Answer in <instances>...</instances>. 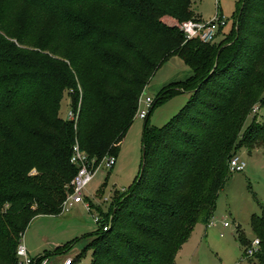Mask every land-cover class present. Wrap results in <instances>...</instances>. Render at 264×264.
<instances>
[{
    "label": "trees",
    "instance_id": "obj_1",
    "mask_svg": "<svg viewBox=\"0 0 264 264\" xmlns=\"http://www.w3.org/2000/svg\"><path fill=\"white\" fill-rule=\"evenodd\" d=\"M25 4L36 13L12 30ZM239 9L236 39L225 44L231 35L213 43L187 41L179 27L162 20L199 18L193 0L0 4V113L14 118L1 125L0 140L20 150L0 178V264L17 263L18 241L33 218L59 214L77 171L70 163L73 144L97 163L117 158L137 118L138 98L162 61L178 54L193 75L167 86L150 113L174 93L190 91L191 98L164 126L145 121L141 172L115 202L111 227L103 229V218L91 234L95 240L81 251H93L92 264H175L195 226L211 221L233 173L231 158L244 147L264 146L263 123L255 120L243 131L264 100V0H241ZM44 22L52 24L49 34L33 37L31 29ZM34 42L40 51L17 46ZM65 90L70 103L62 118ZM70 110L78 115L75 123ZM33 167L36 176L29 174ZM251 226L261 241L255 257L264 264V214H253Z\"/></svg>",
    "mask_w": 264,
    "mask_h": 264
},
{
    "label": "rangeland",
    "instance_id": "obj_2",
    "mask_svg": "<svg viewBox=\"0 0 264 264\" xmlns=\"http://www.w3.org/2000/svg\"><path fill=\"white\" fill-rule=\"evenodd\" d=\"M240 1L193 0V7L196 15L207 21L212 20L217 12L226 18L227 25L223 28L219 40L231 35V38L225 43L228 44L236 39L235 29L237 28V16L240 12ZM5 2H9V0H0L2 6ZM35 13L36 10L26 4L18 7L17 15L15 14V18L10 22L12 30H15V27H21ZM199 13L202 17L199 16ZM162 20L169 26L177 28L182 22L170 16H164ZM51 28V22L50 24L44 22L35 29L32 28L30 32L33 37L35 35L44 39ZM12 39L14 40V38ZM33 44L34 46L17 43V46L25 51L41 50L40 45H37L36 42ZM44 53L51 54L49 50H45ZM191 75H193V69L186 64L184 59L178 54L172 55L162 61L154 71L146 87L147 94L144 96L153 97L155 102L158 95L167 86L173 82L185 81ZM69 93V90H65L61 101L60 116L62 118L67 114L70 103ZM190 98V91L169 95L160 100L147 119H141L137 116L139 97L135 113L137 118L119 145L116 165L112 169L102 167L86 189V196L93 205L92 212L87 211L84 205L80 204L67 214H43L33 218L24 233L30 254L34 256L38 253L39 255L49 253L57 257L59 261L64 254H69L76 259L75 264H92L93 251L90 249L84 255H81V251L89 242L95 240L91 234L100 229V225L95 221V216H99L101 219L108 217L110 221L115 202L119 196L131 188L141 172L145 121L147 120L149 127L164 126L187 104ZM263 105L264 100L258 104L257 119L254 117V111L248 117L243 127L244 132L255 120L264 124ZM143 107H145V103H143ZM10 119L14 118L6 117L4 113H0V127ZM7 143L4 138L0 140V178L5 173V169L17 163L14 158L20 151L18 147L12 150L10 145L6 146ZM256 147L254 149L244 147L238 151L237 154H240L247 163L246 169L232 173L225 188L219 193L212 217L214 224L208 226L200 222L195 226L189 239L178 252L175 264H236L242 259L247 247L256 237L251 226V217L253 214H264V146L258 144ZM7 148H9L8 151H6ZM29 174L36 176L39 172L36 167H33ZM3 205L4 210L11 206L6 202ZM30 206L33 211L37 209L36 203H31ZM225 222L229 224L227 227L224 225ZM260 251L261 247L257 253ZM252 263L260 264L255 256Z\"/></svg>",
    "mask_w": 264,
    "mask_h": 264
},
{
    "label": "built area",
    "instance_id": "obj_3",
    "mask_svg": "<svg viewBox=\"0 0 264 264\" xmlns=\"http://www.w3.org/2000/svg\"><path fill=\"white\" fill-rule=\"evenodd\" d=\"M227 25L226 18L220 15L218 12L216 16L207 21L203 18H192L182 21L179 24V29L184 34L185 39L195 40L198 39L204 43H213L217 40L221 29ZM145 98V99H144ZM145 103V107H143ZM154 104V98L149 95H142L139 100V110L137 116L141 119H146L150 113L151 108ZM258 105L254 107V113L258 111ZM258 113V112H257ZM68 118L74 123L77 121L78 115L74 110L68 112ZM117 158L114 155H108L104 157L99 163L93 160L86 150H84L78 142H75L72 146V152L70 156V163L76 167L77 171L70 183V190L67 192L66 197L61 203L59 214H67L71 210L82 204L87 211L92 212L93 205L86 196V189L94 180L97 172L102 168L108 169L113 168L116 165ZM247 167V163L240 156V154L234 155L230 160V169L232 172L244 171ZM57 214V215H59ZM101 218L95 216V221L101 224ZM214 222L211 219L208 226L213 225ZM225 227L229 224L224 223ZM111 227V220L106 222L103 226L104 230H108ZM261 241L258 237H255L253 242L247 247L245 254L242 259L236 264H253L252 259L260 250ZM16 264H75L74 258L69 254H64L60 261L56 260V257L50 254H43L38 257H34L30 254L29 249L25 242L24 234L17 244V263Z\"/></svg>",
    "mask_w": 264,
    "mask_h": 264
},
{
    "label": "crops",
    "instance_id": "obj_4",
    "mask_svg": "<svg viewBox=\"0 0 264 264\" xmlns=\"http://www.w3.org/2000/svg\"><path fill=\"white\" fill-rule=\"evenodd\" d=\"M199 14H200V15H199ZM199 14H198V15L202 17L201 13H199ZM221 35H222V32H220V34H219V36H218V38H217L216 41L219 40V38H220ZM87 198H88V197H87ZM88 200H89V198H88ZM89 201H90V200H89ZM78 206H80V205H78ZM198 224H199V223H198ZM182 247H183V246H182ZM181 249H182V248H181ZM181 249H180V250H181ZM31 250L34 252V250H33L32 248H31ZM34 256H37V257H38V256H40V255H39V253H38L37 255H34ZM56 260H57V257H56ZM57 261H59V260H57Z\"/></svg>",
    "mask_w": 264,
    "mask_h": 264
},
{
    "label": "water",
    "instance_id": "obj_5",
    "mask_svg": "<svg viewBox=\"0 0 264 264\" xmlns=\"http://www.w3.org/2000/svg\"><path fill=\"white\" fill-rule=\"evenodd\" d=\"M145 154V153H144Z\"/></svg>",
    "mask_w": 264,
    "mask_h": 264
}]
</instances>
